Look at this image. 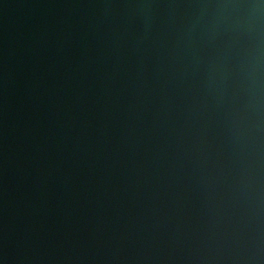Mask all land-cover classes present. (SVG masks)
<instances>
[{
	"label": "water",
	"instance_id": "1",
	"mask_svg": "<svg viewBox=\"0 0 264 264\" xmlns=\"http://www.w3.org/2000/svg\"><path fill=\"white\" fill-rule=\"evenodd\" d=\"M0 264H264V0H0Z\"/></svg>",
	"mask_w": 264,
	"mask_h": 264
}]
</instances>
